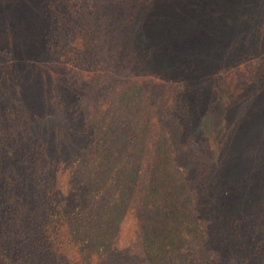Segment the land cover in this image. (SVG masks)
<instances>
[{
  "label": "rangeland",
  "instance_id": "rangeland-1",
  "mask_svg": "<svg viewBox=\"0 0 264 264\" xmlns=\"http://www.w3.org/2000/svg\"><path fill=\"white\" fill-rule=\"evenodd\" d=\"M68 1L73 7L71 18L65 23L67 16L58 17L54 28L57 44L49 37L46 46L44 0H0V169L15 168L16 179L8 178L22 188L26 172L27 185L38 200L52 188L56 196L67 195L71 204L80 207L88 196L94 199L87 178L94 183L97 177L110 185L119 181L125 197L119 198L122 209H118L117 241L128 245L137 234L135 214L139 206L138 194L128 200L132 185H144L148 177L142 172L146 167L150 171L157 168L159 173L164 166L158 137L173 129L161 121L166 110L162 112L159 102L164 101L163 106L170 111L172 105L176 108V125H187L183 145L191 144L189 127L197 121V128L192 129L197 133L194 142L198 154L192 152L189 160L197 170V182L206 179L205 185L198 184L202 200L212 199L217 194L214 187L220 183L219 210L222 207L228 216L225 226L247 232L248 255L264 264L263 22L256 23L259 27L251 34L253 44V39L239 34L238 0H189L191 5L204 7L208 15L191 13L183 66L169 74L157 68V74L140 67L135 56L119 50L120 55L110 48L106 56L95 54L90 58L93 62L85 61L80 52L83 33L76 35L83 27L79 21L91 22L90 28L94 25L111 37L115 12L110 8L117 11L121 5ZM225 1L231 2V16H227L230 7L225 8ZM175 8L179 15L185 7ZM85 12L88 18L96 14L97 20L80 17ZM69 25L75 38L64 40ZM167 63L176 64L174 60ZM131 84L138 99L122 97ZM171 154L176 158V153ZM174 163L181 175L186 165L177 160ZM210 166H216L219 174ZM6 179L0 175V189L7 185ZM109 190L112 199L116 197V192ZM10 192L9 188L0 190L4 204L0 207V243L8 240L22 247L20 240L24 238L19 237L16 224L12 223L11 230L6 228L16 213L6 195ZM179 193L188 202L196 195L193 188L189 196L185 190ZM228 201L233 202L232 207L228 208ZM197 209L191 210L197 214ZM24 219L26 234L38 233V225ZM80 247L68 251L71 259L80 260ZM243 250L239 247L235 255L243 258Z\"/></svg>",
  "mask_w": 264,
  "mask_h": 264
},
{
  "label": "trees",
  "instance_id": "trees-1",
  "mask_svg": "<svg viewBox=\"0 0 264 264\" xmlns=\"http://www.w3.org/2000/svg\"><path fill=\"white\" fill-rule=\"evenodd\" d=\"M95 1L121 6L116 7L117 11L110 8L111 12H115L114 35L111 37H107L105 31L94 25L90 28L91 22L79 21L83 27L76 35L83 33L80 43L82 49L80 47L79 49L84 60L93 62L90 58L95 54H99L102 58L107 54L106 49L110 48L120 55V51H123L124 55L135 56L140 67H148L149 72L157 74L159 72L169 74L171 69L176 72L178 67L183 66L189 44V23L193 16L191 13L208 15L204 7L191 5L189 0ZM44 3L47 16L44 24L45 44L48 46L49 37L54 38L58 17L62 16L66 19L67 16L65 23H68L73 7L68 0H44ZM230 4L231 2H224L225 8L230 7L227 16H231L228 14L230 10L233 12ZM238 4L241 9L236 23L239 34L247 39H253L250 42L254 44L251 34L255 31V27H259L256 23L263 22L262 28H264V0H238ZM176 6L185 7L179 15L175 12ZM188 6L190 11L187 10ZM75 14H78V11H75ZM80 17L88 18L87 12ZM90 18L97 20L98 17L92 13ZM178 24H181L180 28L177 27ZM66 34L68 36L64 40L75 38L71 25L66 29ZM51 40L52 42L55 40L57 44L55 38ZM68 43L67 46H71ZM113 59L114 63L118 64L116 55H113ZM169 60H174L176 64L167 63ZM94 63H97V59ZM157 68L159 72L155 71ZM133 85L129 86L122 97L128 100L138 99L137 89L132 88ZM163 104L164 101L160 100L162 112L166 110V115L161 121L164 122L163 125L173 128L171 132L158 137L161 164L164 166L159 173L157 168L150 171L146 167L142 172V175L148 177L144 185L141 186L140 183L132 185L133 190L128 200H132L138 194L135 198L139 206L135 214L137 234L136 236L134 234L128 245L121 246L117 241L118 209H122L119 198L121 195L125 197L124 186L119 181L110 185L103 180L101 182L97 177L93 180L94 183L90 181V177L87 178L90 183V187L87 188H90L94 199L88 196L87 202L80 207L78 204H71V199L67 195L56 196L52 188H48L46 195L43 194V199L38 200L37 195H34L27 185L28 174L26 172L22 174L24 177L21 181L24 185L22 188L8 178L16 179L17 176L16 169L9 166L0 169V175L7 178V185H2L1 189H10L11 192L6 195L11 206L15 207L16 213L13 215V221H8L6 228L11 230L12 223L16 224L19 237L24 239L20 240L22 247L16 246L17 243L14 246L8 240L2 242L5 245L0 243V264H259L262 262L248 255L247 232L234 226H225L228 216L222 207L219 210L220 183H216L213 191L217 194L212 199L202 200L198 184L206 183V179L197 182L195 178L197 170H193L195 165L189 160L192 152L198 154V147L194 142V135L197 133L193 130L197 128V121L191 123L193 129L189 127V132H193V138L188 140L191 144L183 145L182 140L185 138L184 130L187 125L186 123L176 125V108L172 105L170 111ZM192 119H196L194 115ZM157 121L159 123V120ZM172 152L176 153V158L175 155L172 156ZM165 157H169V161H164ZM175 160L179 164L186 165L181 175V170L174 163ZM43 162L46 163L45 157ZM210 167L216 175L219 174L220 171H217L216 166ZM205 169H208L207 166ZM100 173L102 174L103 170ZM94 174L97 176L96 170ZM154 175L156 178H151ZM204 175H207L206 171ZM191 188L195 190L196 195L194 201L188 202L187 197L179 192L185 190L186 195L189 196L188 192ZM109 189L116 192V197L113 195V199ZM95 193L98 197H94ZM2 197L3 195L0 196V207L4 205ZM226 205L228 208L232 207L233 202L228 201ZM192 208H198L197 214L193 213ZM107 210L113 212L108 213ZM23 217L38 225V233L26 234V220ZM29 235L33 239H29ZM190 239L195 245L188 241ZM79 245H81L80 260L71 259L68 251ZM239 247L244 249L243 258L235 255ZM191 249H193L192 254L188 253Z\"/></svg>",
  "mask_w": 264,
  "mask_h": 264
}]
</instances>
